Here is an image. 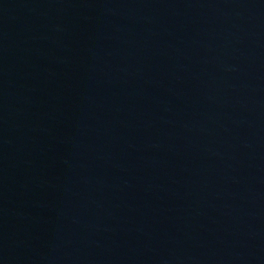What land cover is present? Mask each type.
Wrapping results in <instances>:
<instances>
[{
    "label": "water",
    "instance_id": "1",
    "mask_svg": "<svg viewBox=\"0 0 264 264\" xmlns=\"http://www.w3.org/2000/svg\"><path fill=\"white\" fill-rule=\"evenodd\" d=\"M0 264H264V0H0Z\"/></svg>",
    "mask_w": 264,
    "mask_h": 264
}]
</instances>
